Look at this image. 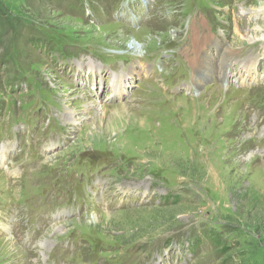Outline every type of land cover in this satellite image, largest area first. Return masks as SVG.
Wrapping results in <instances>:
<instances>
[{
    "label": "rangeland",
    "instance_id": "1",
    "mask_svg": "<svg viewBox=\"0 0 264 264\" xmlns=\"http://www.w3.org/2000/svg\"><path fill=\"white\" fill-rule=\"evenodd\" d=\"M253 28L264 0H0V264H264Z\"/></svg>",
    "mask_w": 264,
    "mask_h": 264
},
{
    "label": "bare ground",
    "instance_id": "2",
    "mask_svg": "<svg viewBox=\"0 0 264 264\" xmlns=\"http://www.w3.org/2000/svg\"><path fill=\"white\" fill-rule=\"evenodd\" d=\"M254 13V11H249L248 12V14H253ZM246 14V13H245ZM260 14V13H259ZM251 17V16H250ZM115 32V31H114ZM243 39H245V40H247L248 42H254V41H257V40H263L264 41V33H263V31H261L259 28H253L250 32L248 31V33H246L243 37H242ZM116 45V44H115ZM131 51L133 52H136V51H138V49H137V47L135 46V45H131ZM139 54V53H138ZM138 54H136V56L138 55ZM208 56H206L205 58V60L203 61V62H200L199 60H198V63H197V60H196V63L198 64V65H201L202 66V68H207V66L209 65V64H206L205 62H207V63H209L208 61H211V58H207ZM229 58H231L230 56H229ZM207 60V61H206ZM222 61H224V58H221L220 59V61H218V62H214V65H215V63H220V62H222ZM204 64H206V67H204ZM218 65V64H217ZM210 66H208V68H209ZM197 74H199V72L197 73ZM92 79L93 78H95V77H91ZM128 79H132V77H130V75L128 76L126 73L124 74V76L123 77H121L119 80L117 79V78H115V79H112L111 80V85H113V86H111V87H113V92H114V94H116L117 96H119L120 95V92H119V87L121 86V83L123 82V88L121 89V92L122 93H124L125 91H126V86H124V81H128ZM195 80H196V78H194ZM203 80V79H202ZM196 84V83H195ZM182 88V87H181ZM186 88H188V87H186ZM114 94H112L111 96H110V99H114L115 98V96H114ZM84 110H88V107H85L84 108ZM69 112V111H68ZM69 113H71V112H69ZM71 115V114H70ZM73 115V114H72ZM119 116V115H118ZM76 117V116H75ZM75 117H72V119L74 120V121H79L80 120V118H75ZM1 159H3V158H5V155L3 154V158L2 157H0ZM56 193V192H55ZM94 220V219H93ZM27 234V233H26Z\"/></svg>",
    "mask_w": 264,
    "mask_h": 264
},
{
    "label": "trees",
    "instance_id": "3",
    "mask_svg": "<svg viewBox=\"0 0 264 264\" xmlns=\"http://www.w3.org/2000/svg\"><path fill=\"white\" fill-rule=\"evenodd\" d=\"M12 57H14V54L12 55Z\"/></svg>",
    "mask_w": 264,
    "mask_h": 264
}]
</instances>
